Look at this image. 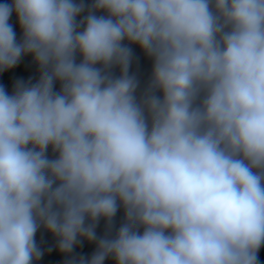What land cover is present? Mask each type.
I'll return each mask as SVG.
<instances>
[{
	"label": "clouds",
	"instance_id": "obj_1",
	"mask_svg": "<svg viewBox=\"0 0 264 264\" xmlns=\"http://www.w3.org/2000/svg\"><path fill=\"white\" fill-rule=\"evenodd\" d=\"M28 55L0 85V264L41 230L65 264H260L264 0H6L0 72Z\"/></svg>",
	"mask_w": 264,
	"mask_h": 264
},
{
	"label": "trees",
	"instance_id": "obj_2",
	"mask_svg": "<svg viewBox=\"0 0 264 264\" xmlns=\"http://www.w3.org/2000/svg\"><path fill=\"white\" fill-rule=\"evenodd\" d=\"M6 0H0V3H4ZM10 2V0H8ZM10 23L13 25V28H19L17 17L15 14L12 15L10 18ZM136 56L139 57V65H138V72L141 77L142 82L145 81L148 76L150 75L151 71V61L148 60L143 53L140 51V49L136 46H133ZM22 59H30L32 60V57L30 55L23 57ZM49 153L51 154L50 150ZM119 218V216H118ZM103 232V226L100 231H98V235L102 234ZM40 246L41 250L43 251L42 258L35 262V264H65L66 256L62 253H60L57 248L55 247V244L52 246H44L40 242H37ZM51 249V251H49ZM75 253L78 255H84V256H90L95 251V244H89L87 241L83 242L82 247H77L75 250ZM259 260L260 264H264V248L260 250L259 253Z\"/></svg>",
	"mask_w": 264,
	"mask_h": 264
},
{
	"label": "crops",
	"instance_id": "obj_3",
	"mask_svg": "<svg viewBox=\"0 0 264 264\" xmlns=\"http://www.w3.org/2000/svg\"><path fill=\"white\" fill-rule=\"evenodd\" d=\"M19 39L22 35L20 28L14 29ZM29 78L35 82L38 79V70L36 65L30 59H21L20 63L13 69L5 72H0V85H3L5 89L11 93L13 84L16 80L22 79L27 81ZM59 87V85H57ZM119 216V214H118ZM37 242H40L44 246H52L55 244L54 238L51 234L41 230L36 236Z\"/></svg>",
	"mask_w": 264,
	"mask_h": 264
},
{
	"label": "rangeland",
	"instance_id": "obj_4",
	"mask_svg": "<svg viewBox=\"0 0 264 264\" xmlns=\"http://www.w3.org/2000/svg\"><path fill=\"white\" fill-rule=\"evenodd\" d=\"M119 215H121V214H119ZM102 226H103V222H101V225H100V227H98L97 232L102 229ZM105 264H115V261L113 259H108L105 261Z\"/></svg>",
	"mask_w": 264,
	"mask_h": 264
}]
</instances>
